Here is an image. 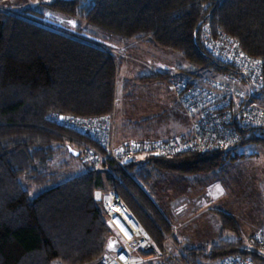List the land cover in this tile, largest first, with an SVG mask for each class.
<instances>
[{"label": "trees", "instance_id": "1", "mask_svg": "<svg viewBox=\"0 0 264 264\" xmlns=\"http://www.w3.org/2000/svg\"><path fill=\"white\" fill-rule=\"evenodd\" d=\"M37 1L36 7L0 8V264H52L54 260L94 264L108 250L112 235L97 197L99 189L108 186L121 195L159 249L172 239L177 251L171 253L183 264L217 263L231 255L264 264L263 249L253 238L251 243L246 241L237 220L226 211L215 210L221 217L217 241L200 246L179 242L155 199L151 174L142 166L191 175L213 173L226 160L239 158L241 146L264 141L258 134H264V129H244L233 146L208 152L149 155L126 164L110 158L100 163L85 159L86 147L104 152L91 136L50 116L112 114L117 64L108 50L81 36L84 28L79 26L74 33L56 30L43 11L82 17L93 41L100 38L95 30L143 40L179 53L197 69L223 73L233 67L206 51L204 30L225 31L264 65V0ZM167 76L190 83L205 80L196 71L181 69L123 82H159ZM64 147L83 163L71 176L60 167L49 172L54 156ZM22 179L38 193L32 196Z\"/></svg>", "mask_w": 264, "mask_h": 264}, {"label": "rangeland", "instance_id": "2", "mask_svg": "<svg viewBox=\"0 0 264 264\" xmlns=\"http://www.w3.org/2000/svg\"><path fill=\"white\" fill-rule=\"evenodd\" d=\"M37 2V0H0V8L6 9V7H14L21 9L26 6L36 7ZM43 11L45 18L50 23L48 24L49 26L67 33H74L80 26L84 28L81 36L97 43L102 48H105L114 57L117 64L116 102L114 111L109 116L113 119L112 131L114 144L117 145V147L129 144V142H124L123 144L119 143V140L117 139L119 136H117L118 132L121 136V134H124V132H127L128 130H132L136 134L137 132L146 133L148 131L149 133L146 135H149L148 137H151L152 139L181 136L190 130V120L183 111L180 103L178 102V104H175L172 102L173 96L174 94L176 95V93L170 83L171 77L167 76L163 80L156 82L157 85H154V87L145 86V89L144 87L139 86L138 83L136 84L134 82L126 84V86L123 82L125 78L133 80L142 76L157 74L159 72H163L165 75L171 72L175 73L181 69L196 71L199 76L203 77V80L209 79L210 77L219 78L222 74L216 69H197L193 67L190 62L186 61L179 53L173 50L150 45L143 40H135L131 38L123 39L108 33H103L100 30H95V34L100 38L99 40L96 39L98 42L96 40L93 41L88 37L89 27L82 17L69 16L48 9H43ZM92 37L94 36L92 35ZM125 41H131L133 44L132 46H129L130 48L127 47V51H123V54L126 57L124 59L121 56L122 51L118 49H121V46L124 48L125 45H128L124 43ZM142 83L144 82L142 81ZM145 83L152 82L149 80L145 81ZM164 85L168 86L167 88H169V90L167 89L166 91ZM236 88L243 90L248 89V84L240 82L236 84ZM129 92H131V94H128ZM258 101L264 106V90L260 93ZM149 107L151 109H148ZM149 111L151 112L148 113ZM186 130L187 132H185ZM258 134L264 136L263 133ZM89 138L102 148L104 154H98L94 147H86L83 154L85 159L90 160L91 157L94 156V159L92 158L91 160L100 163L109 158L107 157L108 151L104 149L105 147L103 148L94 138ZM238 153L242 154L239 158L236 160H226L213 173H200L193 175L182 174L163 169L151 170L149 166L142 165L144 168H148L147 170L151 174L150 182L154 185V191L157 194L155 199H158L159 207L162 210V213L165 214L170 225H173L177 221L172 216L174 212L178 216V221H182L181 223L185 224V226L188 225V227H191V224L194 223L198 224L207 222L206 220L208 218H206V215L191 220L192 205L195 207L198 206V203L202 199L201 197L205 194L207 188L211 190L213 194H217L218 191L224 187L228 190V194L220 198L218 201L213 202V206L218 207L219 205L217 206V204L226 205L227 207L225 208L229 209L230 212L234 214L232 215L237 220L238 226L241 225V227H247V236L245 239L248 243L252 242L251 238H254V234L263 229L254 230L251 227L254 225L260 226L264 222V141L249 142L238 148ZM143 158L141 156L135 161ZM79 160L80 159L71 157L67 148L64 147L54 156L49 172H52V170L56 171V169H59L60 167L63 170L62 173L64 175L71 176L81 170V164L83 163ZM63 163L68 167H64ZM21 182L23 186L30 191L32 196L38 193L37 190L30 188L24 179H22ZM207 184L210 186H207ZM112 191L114 190L108 186L99 189L97 192V197L103 207H105L109 193ZM119 196L121 197L120 194ZM192 199H195V203ZM170 200H172L171 203ZM123 204L126 203L123 202ZM128 210L130 217L135 220L131 215L129 207ZM212 214L213 215L209 216L210 223L219 228L221 226V217L220 215L218 216V214ZM251 229L253 230L251 231ZM111 232L112 235L108 243V248L109 250L114 251L122 247L123 241L118 237L115 231ZM208 233H210V230L207 231V234ZM213 235L215 237V234ZM166 242V246L171 252L170 245L172 241L168 238ZM168 243H170V245H168ZM175 255H164L160 257V259L168 258L167 262L171 264H183ZM214 263L215 262H210L209 264ZM52 264L63 263L59 260H54Z\"/></svg>", "mask_w": 264, "mask_h": 264}, {"label": "built area", "instance_id": "3", "mask_svg": "<svg viewBox=\"0 0 264 264\" xmlns=\"http://www.w3.org/2000/svg\"><path fill=\"white\" fill-rule=\"evenodd\" d=\"M204 32L206 51L238 72L226 71L219 78L206 79L202 83H190L182 77L170 78L178 101L190 120V130L186 134L135 141L117 147L113 138V119L109 115L61 117L59 113H54L52 118L61 124L71 127L75 125L83 133H89L105 147L107 156L119 164H126L141 156L228 148L241 138L244 129H264V106L257 99L264 85L263 61L248 54L240 42L225 31L219 30L215 34L210 30ZM240 82L247 83L249 91L236 88V84ZM105 212L108 226L123 242L118 251L104 255L99 264H143L164 255H173L167 246H163L161 251L130 217L128 206L123 204L117 192L109 193ZM253 239L264 251V232H256ZM163 264L171 263L166 261ZM219 264L253 262L247 257L231 255L223 258Z\"/></svg>", "mask_w": 264, "mask_h": 264}, {"label": "crops", "instance_id": "4", "mask_svg": "<svg viewBox=\"0 0 264 264\" xmlns=\"http://www.w3.org/2000/svg\"><path fill=\"white\" fill-rule=\"evenodd\" d=\"M124 43H126L128 45H125L124 48L121 46V49H118V50L122 51L121 56L125 59L126 57L124 56L123 51H127V47L132 46L133 42L131 43V41L130 42L125 41ZM121 56H120V58H121ZM155 83L156 82L138 83V84H139V86H142L145 89V86L154 87V85H157V83L156 84ZM160 87H162V86H160ZM164 87H165L166 91H167V89L169 90V88H167L168 86L164 85ZM172 102L175 104L176 103L178 104V102H179L177 99V96L175 94L173 96ZM148 109H151V108L149 107ZM145 112H147V111H145ZM150 112L151 111H149L148 113H150ZM188 127H189V125H188ZM185 132H187V130ZM148 133L149 132L147 131L146 133H144V132L138 133L137 132V134H136L132 130H128L127 132H124V134H121V136L118 132L117 136L118 135L119 136L117 137V139L119 140L120 144H123L124 142L130 143V141L131 142L142 141V140L151 139V137H148L149 135H146ZM207 186H210V185L207 184ZM221 190H219L217 194H215V193L213 194L212 191L207 188L205 194L201 197L202 199L200 198L201 200L198 203V206L195 207L194 205H192L193 208L191 209V220L198 218V217H202V215L203 216L206 215V218H208V219L206 220L207 222H205V223H203V222L198 223V224L194 223V224H191V227H188V225L185 226V224L181 223L182 221H178L179 219H178L177 214L175 212L173 213L172 216L174 217L175 220H177L176 223H174L172 225V227L174 229L173 234H174V237L177 238V240L179 242H185V243L190 244L192 246H200V245L211 244V243H213L219 239V237L221 236V226L219 225L220 227L217 228V226L211 225L210 220H209V216L213 215L212 213L216 214L215 210H222V211H226V212L231 213L229 209L225 208V207H227L226 205L217 204V206L219 205L218 207L213 206V202L218 201L220 198H222L228 194V190H226L224 187H222ZM212 196H213V198H212ZM192 201L195 203V199H192ZM171 202H172V200H170V203ZM231 214H233V213H231ZM239 227H240V230H241L243 237L246 238L247 227H245V226L241 227V225ZM251 228H253L254 230L263 229L261 232H264V222L260 226L254 225ZM253 229H251V231ZM208 230H210V233L207 234ZM213 234H215V237ZM170 240L172 241V239H170ZM168 245H170V243H168ZM170 248H171V251H173L174 253L177 251V247H175L172 242H171ZM214 264H219V262L214 263Z\"/></svg>", "mask_w": 264, "mask_h": 264}, {"label": "bare ground", "instance_id": "5", "mask_svg": "<svg viewBox=\"0 0 264 264\" xmlns=\"http://www.w3.org/2000/svg\"><path fill=\"white\" fill-rule=\"evenodd\" d=\"M60 116L61 117H63V116H66V115H63V114H60ZM65 125V124H64ZM68 126V125H67ZM69 127H71V126H69ZM72 128H74L75 130H77L78 132H81L80 131V129L78 128V127H76L75 125H73V127ZM83 133V132H82ZM84 134H87L88 136H90V134L89 133H84ZM132 143V142H131ZM131 161H133V160H131ZM131 161H129V162H131ZM127 163V162H126ZM106 219H107V216H106V212H105V221H106ZM106 224H107V222H106ZM108 225V224H107ZM109 227V226H108ZM110 228V227H109ZM111 229V228H110ZM112 231H114L113 229H111ZM121 239V238H120ZM122 240V239H121ZM164 246H166V245H164ZM119 249H117V250H114V251H111V250H109V248H108V250L106 251V252H104L103 253V255L100 257V259L98 260V261H96L94 264H99V262L101 261V259L103 258V256L104 255H106V254H111V253H115L116 251H118Z\"/></svg>", "mask_w": 264, "mask_h": 264}, {"label": "water", "instance_id": "6", "mask_svg": "<svg viewBox=\"0 0 264 264\" xmlns=\"http://www.w3.org/2000/svg\"><path fill=\"white\" fill-rule=\"evenodd\" d=\"M75 155H79V152L78 151H75L73 149H70Z\"/></svg>", "mask_w": 264, "mask_h": 264}, {"label": "snow or ice", "instance_id": "7", "mask_svg": "<svg viewBox=\"0 0 264 264\" xmlns=\"http://www.w3.org/2000/svg\"><path fill=\"white\" fill-rule=\"evenodd\" d=\"M222 191V190H221Z\"/></svg>", "mask_w": 264, "mask_h": 264}]
</instances>
